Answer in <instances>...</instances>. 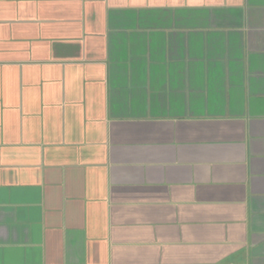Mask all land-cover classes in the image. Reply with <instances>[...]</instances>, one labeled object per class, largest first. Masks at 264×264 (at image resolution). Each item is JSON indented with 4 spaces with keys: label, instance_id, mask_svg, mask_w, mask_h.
<instances>
[{
    "label": "crops",
    "instance_id": "0c3cea01",
    "mask_svg": "<svg viewBox=\"0 0 264 264\" xmlns=\"http://www.w3.org/2000/svg\"><path fill=\"white\" fill-rule=\"evenodd\" d=\"M0 264H264V0H0Z\"/></svg>",
    "mask_w": 264,
    "mask_h": 264
}]
</instances>
